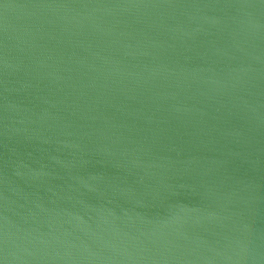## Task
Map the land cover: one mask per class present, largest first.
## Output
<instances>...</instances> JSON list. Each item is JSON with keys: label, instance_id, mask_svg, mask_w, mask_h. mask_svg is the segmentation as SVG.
<instances>
[{"label": "water", "instance_id": "obj_1", "mask_svg": "<svg viewBox=\"0 0 264 264\" xmlns=\"http://www.w3.org/2000/svg\"><path fill=\"white\" fill-rule=\"evenodd\" d=\"M0 264H264V0H0Z\"/></svg>", "mask_w": 264, "mask_h": 264}]
</instances>
